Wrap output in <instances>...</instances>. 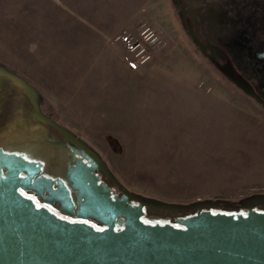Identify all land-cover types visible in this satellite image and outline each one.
I'll return each instance as SVG.
<instances>
[{
  "label": "rangeland",
  "instance_id": "obj_1",
  "mask_svg": "<svg viewBox=\"0 0 264 264\" xmlns=\"http://www.w3.org/2000/svg\"><path fill=\"white\" fill-rule=\"evenodd\" d=\"M24 2L28 6L22 7ZM76 2L87 5L92 18L118 20L116 39L124 43L127 66L140 78L142 89L157 90V105L154 114L145 108L144 119L141 108L129 105L140 93L124 91V115L111 117L113 88L104 92L89 82L84 89L90 101L77 107L64 106L57 101L59 93L50 91L57 95L51 106L60 124L94 148L118 181L147 199L235 205L264 196V104L201 53L174 0ZM37 3L43 14L52 1L6 0L7 11L0 12V67L26 81L19 59L23 20L37 14ZM146 27L156 35V43L146 39ZM43 32L41 27L28 28L26 35L34 39L30 47L37 49L45 41ZM136 41L150 53L146 60L137 57ZM149 93L142 92L141 100L153 96Z\"/></svg>",
  "mask_w": 264,
  "mask_h": 264
},
{
  "label": "water",
  "instance_id": "obj_2",
  "mask_svg": "<svg viewBox=\"0 0 264 264\" xmlns=\"http://www.w3.org/2000/svg\"><path fill=\"white\" fill-rule=\"evenodd\" d=\"M238 85L252 92L251 86ZM69 133L89 164L76 174V186L84 196L77 198L78 215L91 216L102 226L66 219L37 205L21 188L47 192L45 199L67 207L72 202L62 181L56 188L45 176L33 181L34 172L21 155L1 154L0 264H264V196L235 205L211 200L190 205L153 201L124 186L92 147ZM95 166L106 171L121 195L112 196L107 187L96 184L91 173ZM23 170L28 173L21 175ZM181 207L190 211L163 220L146 218L150 209Z\"/></svg>",
  "mask_w": 264,
  "mask_h": 264
},
{
  "label": "flooded vegetation",
  "instance_id": "obj_3",
  "mask_svg": "<svg viewBox=\"0 0 264 264\" xmlns=\"http://www.w3.org/2000/svg\"><path fill=\"white\" fill-rule=\"evenodd\" d=\"M174 2L190 39L200 47L201 53L237 85L241 82L251 86V93L264 103V0ZM4 153L21 155L28 162L29 170L34 172L33 181L45 176L53 180L54 188L57 181H62L72 202L67 207L57 200L45 199L47 192L43 195L33 188H21L37 205L46 206L66 219L86 220L97 227L102 226L91 216L78 215L77 198L83 199L84 196L78 184L76 186L79 181L76 174L89 164L79 152L69 130L44 112L38 93L8 69L0 67V155ZM2 171L4 173L6 168L3 167ZM27 173L28 170L20 172L21 175ZM91 173L96 177V184L107 187L112 196L122 194L102 168L95 166ZM89 183L87 181L86 185ZM258 205L263 203L258 202ZM178 213L150 209L146 218L163 220L164 216Z\"/></svg>",
  "mask_w": 264,
  "mask_h": 264
},
{
  "label": "crops",
  "instance_id": "obj_4",
  "mask_svg": "<svg viewBox=\"0 0 264 264\" xmlns=\"http://www.w3.org/2000/svg\"><path fill=\"white\" fill-rule=\"evenodd\" d=\"M51 1V5L44 7L43 14L38 10L40 4L37 3V14L23 20L25 30L23 35L21 34L19 56L20 74L26 77L27 82L38 93L44 112L60 123L51 106V101L57 100V95H52L50 91L59 93L60 99L57 101L64 103V106L77 107L79 103L90 101V92L86 91L84 86L92 82L101 86L104 92H108L106 88H113L109 90L116 94V97L112 96L111 117L124 115V91L138 92L140 95L142 92H151L149 94L153 96L147 97V101L141 100L139 95V99L135 101L136 105L134 102H129V105L141 108L140 115H143L144 119L146 107L152 109L154 114L158 92L156 89H142L140 78L127 66L125 59L128 54L124 43L116 39L118 28L121 26L118 20L102 21L94 16L92 18L88 6L77 4V0H69L67 4ZM5 2L6 0H0V12L7 11ZM23 6L28 5L24 2ZM30 27H41L43 33H47L45 41L38 43L37 49L33 48L34 44L29 46L34 41L32 36L26 35ZM10 58L14 61L13 56ZM69 84L72 86L69 87ZM66 90L67 93L64 94ZM146 102L152 103L147 106L144 104ZM155 120L154 118L147 123H154ZM83 122L89 123V120Z\"/></svg>",
  "mask_w": 264,
  "mask_h": 264
},
{
  "label": "built area",
  "instance_id": "obj_5",
  "mask_svg": "<svg viewBox=\"0 0 264 264\" xmlns=\"http://www.w3.org/2000/svg\"><path fill=\"white\" fill-rule=\"evenodd\" d=\"M144 32H147V35H145L147 40H150V42L153 44L156 43L157 37L153 34L152 31H150L149 27H146ZM134 47L138 48L136 52L137 57L139 56L143 60H146L150 57V53L148 52L146 46L140 41H136V45Z\"/></svg>",
  "mask_w": 264,
  "mask_h": 264
},
{
  "label": "trees",
  "instance_id": "obj_6",
  "mask_svg": "<svg viewBox=\"0 0 264 264\" xmlns=\"http://www.w3.org/2000/svg\"><path fill=\"white\" fill-rule=\"evenodd\" d=\"M263 203H264V201H263ZM158 211H175V213L177 212H181L182 214H184V213H187V211L188 210H186L185 208H174V209H168V208H160V209H158Z\"/></svg>",
  "mask_w": 264,
  "mask_h": 264
}]
</instances>
